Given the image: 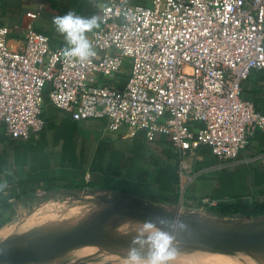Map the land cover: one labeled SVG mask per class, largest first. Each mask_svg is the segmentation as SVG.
I'll use <instances>...</instances> for the list:
<instances>
[{
  "label": "built area",
  "instance_id": "obj_1",
  "mask_svg": "<svg viewBox=\"0 0 264 264\" xmlns=\"http://www.w3.org/2000/svg\"><path fill=\"white\" fill-rule=\"evenodd\" d=\"M35 1L32 20L46 4ZM99 1L87 62L53 48L33 24L13 48L11 28L0 26V125L9 137L44 128L48 83L50 102L75 120L105 118L104 131L143 130L149 141L166 135L181 158L201 145L232 158L264 132V112L241 96L252 69L264 68V0ZM185 191L182 183V211Z\"/></svg>",
  "mask_w": 264,
  "mask_h": 264
},
{
  "label": "crops",
  "instance_id": "obj_2",
  "mask_svg": "<svg viewBox=\"0 0 264 264\" xmlns=\"http://www.w3.org/2000/svg\"><path fill=\"white\" fill-rule=\"evenodd\" d=\"M131 2L149 4L150 0ZM35 6V0H0V26L11 28L13 48L22 45L28 25L33 24L49 36L53 48L66 50L53 17L73 10L99 19L102 2L46 0L41 15L32 20L26 13ZM96 28L87 33L89 40ZM127 78L124 74L118 86L123 87ZM49 89L48 83L41 131L22 140L9 137L0 125V224L11 220L12 211L22 206L92 189L170 205L179 202L185 183V207L264 203V132H258L232 158L221 159L206 145L181 158L166 135L149 141L143 130L134 134H128L125 127L104 131L105 118L75 120L71 112L50 102ZM241 96L264 112V68L252 69Z\"/></svg>",
  "mask_w": 264,
  "mask_h": 264
},
{
  "label": "water",
  "instance_id": "obj_3",
  "mask_svg": "<svg viewBox=\"0 0 264 264\" xmlns=\"http://www.w3.org/2000/svg\"><path fill=\"white\" fill-rule=\"evenodd\" d=\"M97 190H86L94 194L93 202L102 208L91 218L57 229L48 227L35 229L14 243H0V264H30L50 261L53 254L75 245H94L100 250L125 255L124 248L131 236L104 238L101 226L113 215L143 221L156 216L176 217L177 212L189 225V231L180 233L176 241L189 242L211 249L246 248L264 258V215L251 216L252 220L235 219L210 223L198 212H183L175 204H159L149 199L126 193L97 194ZM74 196L79 194L74 193ZM165 208H172L171 212ZM1 224L0 226H2Z\"/></svg>",
  "mask_w": 264,
  "mask_h": 264
},
{
  "label": "rangeland",
  "instance_id": "obj_4",
  "mask_svg": "<svg viewBox=\"0 0 264 264\" xmlns=\"http://www.w3.org/2000/svg\"><path fill=\"white\" fill-rule=\"evenodd\" d=\"M84 192L85 190L79 192L78 196H71V195L57 196L55 198H52L50 201L46 199L42 202L22 206L19 210H13L12 219L6 221L5 224L0 227V243L1 242L14 243L16 241H19L22 236H25L27 233L35 229H39L40 227L41 229L49 227L58 220V218L62 215L65 209L78 206L81 203H83V201L85 203L86 202L95 203L98 206L97 211L94 213L89 212L79 215L80 217L79 219L81 221L91 218L94 214L99 212L102 206L101 204L92 201L91 198L95 196L94 194L85 195ZM97 194L110 195L109 193H102V192H97ZM188 211L198 212L201 215V217H203L206 221L210 223H216V222L218 223L220 221H230L235 219L252 220L251 216H246L241 213L232 214V215L229 214L221 215L209 211L207 208L205 209V207L203 208L185 207L183 212H188ZM19 221H20V225L15 226ZM29 223L30 225L33 224L31 225V227L33 228L25 232L23 230V227L28 225ZM140 227H141V223L133 218L113 215L109 220H107L101 226L100 231L104 236V238H107L108 236L116 237V236H125L127 234H133ZM176 244L183 248L178 249L177 256L172 261H170V264H233L230 263L229 260H227L230 258L228 256H226L227 258L224 257L220 259L219 262H217L216 260H214V257L210 256L211 254L209 253L206 254L204 262L190 263L188 261V257L193 253L190 251L191 247L188 246H194V245L189 244V242H183V241L182 242L176 241ZM195 247H198L199 249L205 248L209 251L213 250L209 246L195 245ZM235 249L240 250L237 248ZM241 249H242L241 253L244 254L246 257L250 258L251 256L252 258H254V260L259 259L256 262L258 264H264L263 262L264 258L259 253L257 252L255 253L254 251H251L254 254L253 255L245 251L243 248ZM194 254L196 256H201V257L203 256L201 252ZM195 258L198 259L199 257H195ZM242 260L243 259H241V261ZM106 261H114L115 262L114 264H129V261L126 256L103 251L97 248L96 246L89 244H83L72 251H70V248H65L53 254L50 261L39 264H102L103 262ZM241 264L243 263L241 262Z\"/></svg>",
  "mask_w": 264,
  "mask_h": 264
},
{
  "label": "clouds",
  "instance_id": "obj_5",
  "mask_svg": "<svg viewBox=\"0 0 264 264\" xmlns=\"http://www.w3.org/2000/svg\"><path fill=\"white\" fill-rule=\"evenodd\" d=\"M52 22L56 31L63 35L69 56L83 63L95 55L87 33L99 26L98 17L81 16L69 10L54 16ZM165 210L171 212L173 209ZM140 223L141 227L131 234V242L124 248L129 264H170L177 256V236L189 231L182 215L177 212L174 219L161 215Z\"/></svg>",
  "mask_w": 264,
  "mask_h": 264
},
{
  "label": "bare ground",
  "instance_id": "obj_6",
  "mask_svg": "<svg viewBox=\"0 0 264 264\" xmlns=\"http://www.w3.org/2000/svg\"><path fill=\"white\" fill-rule=\"evenodd\" d=\"M97 207L98 206L95 203H87V202L85 203L83 201V203H81L78 206L65 209L63 211L62 215L58 218V220L55 223H53L52 225H50L49 227H52L53 226V227H55L57 229H61L63 227L69 226V225H71L73 223L80 222L81 221L79 219L80 218L79 217L80 214L89 213V212L94 213V212L97 211ZM135 220H137V219H135ZM137 221L141 222V220H137ZM19 225H20V221L15 226H19ZM31 225H33V224H31ZM31 225L29 223L28 225L24 226L23 227V230L26 232L27 230L33 228V227H31ZM39 229H41V227ZM125 236H131V234H127ZM117 237H124V236H116V237H109L108 236L107 238H117ZM79 246H81V245H75L73 247H69L70 248V251L76 249ZM177 247H178V249L179 248H183V247L178 246V245H177ZM188 247H191L190 248V251L193 253V254H191L188 257V261L190 263L191 262H204L205 261L206 254H208V253L211 254L210 256L214 257V260H216L217 262H219L220 259H222L224 257L227 258L226 256L230 257L227 260H229L230 263H233V264H237V263L241 264V262L243 264H258L256 261L259 260V259L254 260V258H252L251 256H250V258L249 257H246L244 254L241 253V251H242L241 248H237V249H240V250H236L235 248H233V249H213V250L209 251V250H207L205 248L199 249L198 247H195V246H188ZM243 249L245 251L253 254L251 252V250L246 249V248H243ZM198 252H201L204 257L203 256L202 257L201 256H196L194 254V253H198ZM194 256L195 257H199V258L196 259ZM255 257H257V256H255ZM241 259H243V260L241 261ZM30 264H36V263H30ZM37 264H39V263H37Z\"/></svg>",
  "mask_w": 264,
  "mask_h": 264
},
{
  "label": "trees",
  "instance_id": "obj_7",
  "mask_svg": "<svg viewBox=\"0 0 264 264\" xmlns=\"http://www.w3.org/2000/svg\"><path fill=\"white\" fill-rule=\"evenodd\" d=\"M209 211H212L216 214H235L241 213L246 216H262L264 215V203H256L253 207L249 205H242L241 207H234L230 204L220 203L216 206H209L207 208ZM1 225V224H0ZM3 226V225H2ZM1 227V226H0Z\"/></svg>",
  "mask_w": 264,
  "mask_h": 264
}]
</instances>
